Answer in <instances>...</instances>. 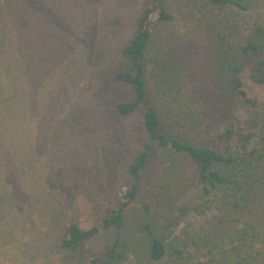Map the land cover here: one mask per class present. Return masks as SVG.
<instances>
[{"label": "rangeland", "instance_id": "1", "mask_svg": "<svg viewBox=\"0 0 264 264\" xmlns=\"http://www.w3.org/2000/svg\"><path fill=\"white\" fill-rule=\"evenodd\" d=\"M163 2L173 19L164 30L197 37L190 3ZM242 4L244 11L231 6L219 15L228 30L238 28L236 40L251 21L264 18V0ZM149 6L147 0H0V264H78L102 254L116 237L126 246L121 264H148L145 224L184 252L183 260L173 255L162 264L199 260L193 249L183 250V240L215 214L192 212L201 192L195 167L160 150L122 228L101 232L77 255L60 249L71 224L88 229L117 209L127 170L142 152L143 118L118 115L117 104L132 100L133 91L116 74L128 66L123 50ZM195 58L203 61L200 52ZM241 80L247 97L263 103L264 87L248 73ZM260 114L243 105L232 119L264 148ZM175 131L190 145L218 149L206 127Z\"/></svg>", "mask_w": 264, "mask_h": 264}, {"label": "trees", "instance_id": "2", "mask_svg": "<svg viewBox=\"0 0 264 264\" xmlns=\"http://www.w3.org/2000/svg\"><path fill=\"white\" fill-rule=\"evenodd\" d=\"M147 1L138 31L123 50L128 66L116 74L133 91L132 100L119 102L116 111L122 117L142 115V152L127 170L128 185L117 209L88 229L71 224L60 249L77 255L101 232L122 228L150 158L160 150L183 155L195 167L201 192L192 212L199 217L215 214L205 221L206 228L186 235L183 250L197 252L196 264H264V148L254 146L255 135L232 119L239 107L248 105L261 109L264 127V102L249 99L241 80L248 73L252 84L264 87V18L251 21L244 37L236 40L238 28L228 30L219 15L231 6L244 11L242 0H187L195 10L197 37L187 36L162 27L173 20L163 0ZM199 52L201 62L195 58ZM188 124L216 134L218 149L190 145L172 133ZM142 231L148 264H162L173 255L183 260L184 252L177 245L169 248L149 224ZM125 253L116 237L102 254L83 256L78 264H121Z\"/></svg>", "mask_w": 264, "mask_h": 264}]
</instances>
